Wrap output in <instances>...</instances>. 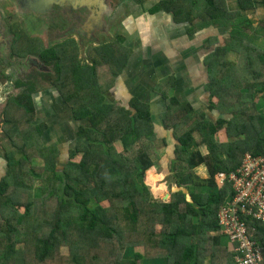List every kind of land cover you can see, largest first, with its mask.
Wrapping results in <instances>:
<instances>
[{"label":"trees","instance_id":"trees-1","mask_svg":"<svg viewBox=\"0 0 264 264\" xmlns=\"http://www.w3.org/2000/svg\"><path fill=\"white\" fill-rule=\"evenodd\" d=\"M234 1L233 11L223 0H160L148 8L150 14L170 13L172 22L186 23L189 33L224 29L227 40L217 43L212 33L203 42L207 51L202 59L210 70L202 84L206 107L215 117L161 88L165 106L160 126L172 140L166 200L151 195L144 174L153 165L154 141L170 142L156 135L146 101L130 96L126 103L116 102L110 92L126 53H116L109 44L105 50L95 48L91 64L78 77L80 85L59 90L77 122L66 151L55 142L34 141L49 131L44 122H30L35 88L9 99L8 106L27 115L34 135L25 138L33 140L35 150L30 156L26 141L15 143L18 127L5 131L11 149L2 155L0 174V264H141L145 258L205 264L206 255L209 264H232L229 244L222 233L216 234V213L231 198L230 184L226 179L218 184L216 175L235 170L245 153L264 154V46L253 42L264 34L257 35L247 18L258 7L264 12V0ZM258 25L264 31V16ZM230 54L240 59V67ZM8 116L4 125L12 123ZM34 158L42 160L38 168ZM200 166L205 176L197 172ZM42 177L46 181L39 192L45 200L38 211L32 202L20 204V192L32 195V179ZM42 211L47 213L37 214ZM60 247L67 249L65 258ZM126 248L131 256L117 259L116 252Z\"/></svg>","mask_w":264,"mask_h":264},{"label":"flooded vegetation","instance_id":"flooded-vegetation-1","mask_svg":"<svg viewBox=\"0 0 264 264\" xmlns=\"http://www.w3.org/2000/svg\"><path fill=\"white\" fill-rule=\"evenodd\" d=\"M104 1L0 0L2 112H5L9 99L17 98L25 87L36 89L31 93L34 103L35 96H47V103L55 99V105L64 104L59 90L80 85L78 77L85 65L91 64L90 57L97 47L105 50L107 44L115 46L119 42V52L127 54L128 36L123 40L116 38L115 26L106 24L118 7L108 6ZM159 1H153V4ZM128 3L136 4V1L129 0ZM102 17L106 23L101 24ZM64 57L70 58L71 62H65ZM128 60L129 56L124 68ZM75 62H78V68L73 66ZM100 72L105 74L106 70ZM39 89L49 93L43 94ZM67 108L61 107V111L66 112ZM68 115L70 125L77 123L69 108Z\"/></svg>","mask_w":264,"mask_h":264},{"label":"rangeland","instance_id":"rangeland-1","mask_svg":"<svg viewBox=\"0 0 264 264\" xmlns=\"http://www.w3.org/2000/svg\"><path fill=\"white\" fill-rule=\"evenodd\" d=\"M128 1L129 0H105L104 2L108 6H115L118 8L117 9L114 8L115 9L114 12H113V8L111 9V12H113V15L111 16L112 18L110 20H108L109 22H107V23L104 22L105 17H102L101 18V20H102L101 24L106 23L107 25H109L111 27L113 25V27L115 26V31L116 32L118 31L121 34L123 32L121 30L124 29L123 22L128 17V15H125L124 13L128 12V13L132 14V13H135V10L138 11V9H135V10L129 9L128 7H129L130 3H128ZM153 1H155V0H143V4L147 5ZM223 1L226 5V9L228 11L237 10L236 5H234V4H233V6L235 7V9H233L234 7L233 8L227 7V4L230 5L231 3H233V0H223ZM136 4H141V3L136 2ZM247 15H248L247 18H249L252 22V26L255 27L256 32H259V34H264V31L258 25L260 18L262 19L264 16L263 10H261L258 7L255 10V12H248ZM99 16L101 17L102 14H99ZM132 17H136V15L134 14ZM135 20H136V22L139 21L136 18L133 19L132 21H135ZM141 22H143V24ZM140 23L141 24L139 26H141L142 29L144 28L145 31H149L150 27L152 28V30L156 29L157 27L161 28L160 23L162 24V19L160 17L157 24L155 23V25H153V22L150 21V18H147L146 16L145 17L141 16ZM135 25H136V23H135ZM223 31H224V29L212 30L213 35L215 36V40L217 43H220V44L226 43L227 40H226L225 33H222ZM113 32H114V30L112 31V33ZM247 32H248V29H247ZM123 33H122V35H123ZM130 36L131 35L128 36V41H127L128 43L131 42V44H135L136 41L138 43V39L136 37H130ZM115 37H117V35ZM158 37H161V36L158 35ZM261 40H264V37ZM149 42L152 44L157 43L158 45L165 46L167 48L166 52H173L175 50L172 51V48H176L173 45H169V41L163 40L162 38H158V40H157V36L155 37L154 40H151ZM185 42H187V41H183V44L187 46L188 43L185 44ZM203 47H204V45L202 46V48ZM70 48L72 49V47H70ZM200 48H201V46L199 44H196L195 47H192L191 53H193V54L191 56L193 57V59L198 60V54H196V52H198V50H200ZM117 49H118V46H115V52L119 53L118 51H120V49H118V51H117ZM176 52H177L176 54H173L174 55V58L172 61L173 67L172 68L169 67L168 69L174 68L173 72L178 74V80L181 79L184 82L183 87L181 85L180 88H177V94L181 98L188 99L189 102L191 103V105L193 106V108L196 109L197 111L205 112L207 117H215V114H216L215 111L209 110L206 107V100H207L206 99V92L201 87V84L203 83V82H201V77H200V75L202 73L201 72V66H191L193 71H194V75H192V76L188 75L187 73H180V66L181 67L186 66V68H188L189 66H187V65H189L190 63L183 61V59L185 58L183 55L184 54L187 55V53H186L187 51L184 52L183 50H177ZM229 57L236 60V67L241 66L240 59L236 56V54H230ZM146 58L142 59V60H144L145 63L140 68L144 69L146 71H150L154 67H160V70L157 68V71H159V76H161L162 75L161 68L163 67V64H164L162 59H165V57L160 56V55H152L151 58H147V59ZM137 59L138 58H135L134 60H132L131 66H128V64H127V66L123 69V71L121 73L122 77H124L126 79L129 78V69H131L134 65H137L134 63V61L136 63H138ZM64 60H65V62H71L70 58H65ZM180 61H181V63H180ZM179 64H180V66H179ZM164 68L166 69V65H164ZM207 70H210V69H207ZM208 72H210V71H208ZM164 73H165V71H164ZM190 77H193V80H194L191 83H190ZM151 78H149V79L146 78V82H147V80H150V82H151V80H152ZM189 83L191 84V86L192 85L196 86V88L194 87L196 89V93H194L193 86H192V88H188V89L185 87L186 85H189ZM168 84H169V82L167 80L163 81V83H162V85L163 86L166 85V87ZM168 86H170V84ZM147 87L148 86L143 85L142 88H143V90H146ZM144 88H146V89H144ZM20 90H21V88H20ZM28 90H29V88L25 87L24 89H22L20 91L19 96H23L24 93ZM39 90H41V89H39ZM41 91L43 94L49 93L48 90L43 89ZM167 92L170 95L173 92H175V89H171V90L167 89ZM35 97H36L35 103L33 101L34 106H35V108H33L34 113L31 116L32 119L30 122L33 124H38V123L44 122L46 125H48L49 131H46L44 136H40L38 139H36L34 141L40 145L55 142L56 145L60 146V149H64L65 151L67 148H71L72 147V138L74 137L73 127H74L75 123H72V125H70L68 123L70 121V119H69L70 117L68 115V108H67L66 112L61 111V107H67V105L61 103V105L56 104L58 106V107H56L55 103H53L55 101V99H53L52 101H49V103H47V101L49 100L47 96H35ZM2 107H3V105L0 106V174L2 173V169H1L2 167L1 166L3 165L2 155L6 150L11 149V144H10L8 138H6V136H5V131H9L10 128H13V127H18V130H19L18 133L19 134H14L12 136L13 139L15 138L14 139L15 143L21 145L26 141V146L24 147V150L27 153L29 152L30 156L32 154L31 152H34V150H35V147L33 146V140L30 139V141H29L28 139L25 138L26 135H29L30 137H33V135H34L32 133L33 131L31 129L30 125L27 124L25 121L27 115L20 108L15 109L14 106H10V105L9 106L6 105L5 106V112H2ZM51 108L54 110H52ZM63 110H65V108ZM5 114L10 115L8 120L11 119V121H12L11 124L9 123L8 125H4L3 120L5 118ZM163 115H164V113H163V110L161 109V106H160V108L158 107V109L155 108V110L153 111V120L155 122L154 129H155L156 135L157 136L161 135V136L166 137V140L170 142V145L169 146L163 145L159 139H156L154 141V143H155L154 148H155L156 153L151 155V159L153 161V166H151L148 170H146L145 174H144V183L148 187L151 195L158 200H166L169 198V182L165 181V177L167 175H170L169 169H170L171 160H172V154H171L172 140H171V137H170L168 131L166 132L160 126V125H162L161 120H162ZM3 126H4V128H3ZM218 138L220 140H222L224 137L220 133ZM172 147H173V145H172ZM116 148L120 150L121 147L119 145H117ZM61 154H63V152H61ZM31 162L33 164H35L36 167L38 165L39 166L42 165V160L39 158L38 159L34 158ZM179 165L183 166L182 164H179ZM203 170H204L203 166H200L197 168V172L199 174H202V173L204 174L205 171H203ZM41 174H43L44 176L47 175V173H45L44 171L41 172ZM42 179L41 178H33L32 179V181H31V183H32V195H31V193L30 194L26 193V195H24L25 192H20V194L18 196V198H19L18 200L20 201V204H26L27 202H32L36 206V209L40 208L41 202H43L45 200L43 198V194L40 196V192H39L40 186L44 183V180L46 178L42 177ZM36 195H38V196H36ZM36 211H38V209ZM46 213H47V211H42L41 213H37V214L45 215ZM219 233H220L219 231L216 232V234H219ZM222 241L224 242V244L225 243L229 244L227 238L224 236H223ZM59 251H60V254L63 255L64 258L68 254L67 249L64 250L63 248L60 247ZM131 252H132L131 250L126 248L125 250L124 249L118 250L116 252L115 256L117 259H122V258H126V256L127 257H129V255L131 256V254H132ZM203 260H204L205 264H209L210 255H206L203 258ZM54 262H55V260H52L49 262V264H54ZM141 264H164V262L162 260H149V259L145 258L142 260Z\"/></svg>","mask_w":264,"mask_h":264},{"label":"crops","instance_id":"crops-1","mask_svg":"<svg viewBox=\"0 0 264 264\" xmlns=\"http://www.w3.org/2000/svg\"><path fill=\"white\" fill-rule=\"evenodd\" d=\"M153 4V2H151L150 4H143V2L141 4H129V9H138L135 10V13H124L125 15H128L127 19L123 22L124 25V29L122 30V33L120 34L118 31L115 33L117 34L118 39L123 40L125 37L131 35L130 37H136L138 39V43L136 41L135 44H131L128 43L126 44V48H127V55L129 56V60H128V66H131V62L132 60H134L135 58H138L137 61L138 63H136L134 61L135 64L131 69H129V78L126 79L124 77L121 76V74L118 76V83L117 86L114 85L113 87L110 88V92L114 98V100L116 102H124L126 103V101L129 100V97H138L141 100L146 101L149 104L150 110H151V117L153 119V111L155 110V108L158 109V107L163 110L164 109V104H165V100L161 97L160 95V91L161 88H167L168 90L170 89H175V92H173L172 94L175 95L176 97H178L180 100H187L186 98H181L178 94H177V88H180L181 85L183 87L184 82L180 79L178 80V74L174 73V68L173 69H168L169 67H173V58L174 55L176 54L177 50H183L184 52L187 51V55L184 54L183 56L185 57L183 59L184 62H189L190 64L187 65L189 66L188 68H186V66L181 67L180 64V73H187L188 75L192 76L194 75V71L192 69L191 66H201V82H204L206 76H207V68L203 63V56L205 54V52L207 51V48L203 49V42L207 40V38L212 35V30H214L213 28H204L202 29V31H194L193 33H189L188 32V28L186 23H174L172 22V16L169 14H166L163 11H158L157 13L154 14H150L148 12V8ZM234 5H236V2L233 0V3H231L230 5L227 4V7H231L233 8ZM237 7V6H236ZM235 9V7L233 8ZM262 10V8H261ZM232 11V10H230ZM140 13V14H139ZM264 13V12H263ZM123 14V15H124ZM136 15V17H132L133 15ZM141 16L143 17H147L150 18V21L153 22V25H155V23L157 24V22L159 21V18L161 17L162 19V24L160 23V27H157L156 29L152 30V28H149V31H145V29L141 28V26H139L141 23L143 24V22L140 23V19ZM137 19L139 20L138 22L132 21L133 19ZM144 19V18H143ZM136 23V25H135ZM186 25V26H185ZM153 27V26H152ZM145 32V33H144ZM147 32V33H146ZM257 35H260L259 32H255ZM158 35H160L161 37H158ZM125 36V37H124ZM157 36V40L158 38H162L163 40L169 41V45H173L176 48H172L173 52H166V47L162 46V45H158L157 43H150L149 41L154 40L155 37ZM116 37V38H117ZM263 37L261 36H257L254 39V44L256 46H264V40H261ZM256 40V41H255ZM183 41H187L185 42L188 43L187 46L183 44ZM152 44V45H151ZM196 44H199L201 46L200 50H198V52H196V54H198V60L197 59H193V57L191 56L193 53H191L192 47H195ZM115 46H118V49L120 48V45L117 43L115 44ZM114 46V47H115ZM204 53V54H203ZM152 55H160V56H164L165 59H162V61L164 62L163 67L161 68V72L162 75L159 76V71H157V68L160 70V67H154L152 70L150 71H146L144 69H141L140 67L145 63L144 60L147 56V58H151ZM146 58V59H147ZM197 62H196V61ZM181 63V61H180ZM164 65H166V69L164 68ZM206 69V70H205ZM165 71V73H164ZM122 73V72H121ZM152 77V78H151ZM146 78L149 79L151 78V82L150 80H147L146 82ZM167 80L170 84V86L167 85H162L163 81ZM171 81V82H170ZM193 77H190V83L193 82ZM189 83V85H186L185 87L188 88H192L191 84ZM143 85L148 86L146 90H143ZM196 88V86L194 85L193 88ZM201 87L203 89V84H201ZM194 88V93H196V89ZM157 91H156V90ZM64 91L61 92V95L63 97ZM196 95V94H195ZM122 98V100H121ZM207 98V96H206ZM163 117V116H162ZM153 166V165H152ZM148 170V169H147ZM204 171V170H203ZM201 176H205V173L200 174ZM167 195V194H166ZM168 196V195H167ZM149 260H160V259H152V258H147ZM165 264V263H164Z\"/></svg>","mask_w":264,"mask_h":264},{"label":"built area","instance_id":"built-area-1","mask_svg":"<svg viewBox=\"0 0 264 264\" xmlns=\"http://www.w3.org/2000/svg\"><path fill=\"white\" fill-rule=\"evenodd\" d=\"M225 179L231 198L218 208L216 221L232 264H264V154L245 153L235 170L216 175L218 184Z\"/></svg>","mask_w":264,"mask_h":264},{"label":"water","instance_id":"water-1","mask_svg":"<svg viewBox=\"0 0 264 264\" xmlns=\"http://www.w3.org/2000/svg\"><path fill=\"white\" fill-rule=\"evenodd\" d=\"M83 1H86V0H83Z\"/></svg>","mask_w":264,"mask_h":264}]
</instances>
